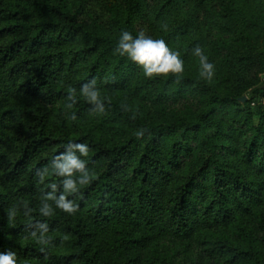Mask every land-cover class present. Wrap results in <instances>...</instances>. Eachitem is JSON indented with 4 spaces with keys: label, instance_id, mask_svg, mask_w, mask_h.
Here are the masks:
<instances>
[{
    "label": "trees",
    "instance_id": "16d2710c",
    "mask_svg": "<svg viewBox=\"0 0 264 264\" xmlns=\"http://www.w3.org/2000/svg\"><path fill=\"white\" fill-rule=\"evenodd\" d=\"M92 1L0 0V251H15L20 264H177L198 247L183 264H264V82L239 53L253 26L245 3L115 0L106 20L82 19ZM141 23L167 44L192 27L227 67L211 80L199 70L144 76L113 52L121 30L136 35ZM92 78L106 112L79 98L68 110L77 120H66L69 88ZM190 95L198 102L187 112L174 105ZM138 128L147 129L139 140ZM68 140L89 144L95 173L73 197L78 211L21 213L9 227L11 205L38 208L47 184L35 173ZM44 220L54 241L46 253L31 236Z\"/></svg>",
    "mask_w": 264,
    "mask_h": 264
},
{
    "label": "clouds",
    "instance_id": "9594fccd",
    "mask_svg": "<svg viewBox=\"0 0 264 264\" xmlns=\"http://www.w3.org/2000/svg\"><path fill=\"white\" fill-rule=\"evenodd\" d=\"M163 27L166 28V25ZM114 54L127 57L130 61L140 66L144 76L152 78L169 73L180 75L184 72V61L178 51L169 47L162 38H153L144 31L136 35L129 30H121L115 47ZM192 54L199 58V75L205 80H211L214 76V64L209 60L204 50L195 46ZM79 98L90 106L94 113L104 114L107 108V98L102 96L95 78L80 85L79 89L69 88L66 96L64 116L66 120L76 121L77 114L73 106ZM147 132L145 128H138L134 132L137 140L143 138ZM64 151L55 154L46 166L35 173L39 185L47 184L39 201L37 209H33L26 201L13 204L9 207L6 218L9 227H15L17 217L22 213L29 217L33 211H37L41 217L50 218L56 209L63 213L73 215L78 211L79 204L74 196L82 195V189L92 183L95 173L90 169V146L81 140H68L64 145ZM55 177V182L50 180ZM31 236L40 246V251L46 253L53 246V237L49 235L47 220L36 221L32 226ZM0 264H20L18 255L13 250L0 251Z\"/></svg>",
    "mask_w": 264,
    "mask_h": 264
},
{
    "label": "rangeland",
    "instance_id": "374dc122",
    "mask_svg": "<svg viewBox=\"0 0 264 264\" xmlns=\"http://www.w3.org/2000/svg\"><path fill=\"white\" fill-rule=\"evenodd\" d=\"M159 0H149V3L155 4ZM262 0H243L245 3V11L247 15L252 19L253 26L249 28L248 32L251 36V40L248 43L241 42L240 44V55L250 56L251 66L249 68V73L255 78V83L264 82V4L260 3ZM115 0H94L89 5L88 11L82 15V19H89L91 16L98 18L100 20H106L109 17L111 6L114 4ZM204 11L199 12L198 15H202ZM187 10L185 15L175 14L167 19V25L174 26L176 21H183L186 19ZM185 17V18H184ZM199 26V23L193 24V27ZM139 31H144L146 34L152 36L153 38H158L155 31L150 29L149 25L146 23H141L138 26ZM192 27L189 28L190 34L185 37H179L175 41H171L168 45L171 49L178 51L181 58L184 61V68L186 71H197L199 70V58L192 54V50L195 46L199 45L208 56L209 60L214 64V76L219 71L222 73V69L227 67L228 61L225 58V54H220L215 52V49L208 44V39L205 37L204 40L199 38V34L192 35ZM199 31V28H197ZM204 34L209 35V31L204 30ZM219 73V78L222 79V74ZM237 81L243 85V83ZM234 87L235 84H230ZM238 89H235L237 93ZM241 95L246 98L251 96L248 94V89L241 91ZM198 102L197 99H193L192 95L188 96V99H180L174 103L177 108H181L184 112H187V108L195 105ZM200 248L195 247L189 253H181L175 258L177 264L190 263L198 257L200 253Z\"/></svg>",
    "mask_w": 264,
    "mask_h": 264
},
{
    "label": "water",
    "instance_id": "95a60500",
    "mask_svg": "<svg viewBox=\"0 0 264 264\" xmlns=\"http://www.w3.org/2000/svg\"><path fill=\"white\" fill-rule=\"evenodd\" d=\"M245 99H246V97H242V98H241V100H245Z\"/></svg>",
    "mask_w": 264,
    "mask_h": 264
}]
</instances>
